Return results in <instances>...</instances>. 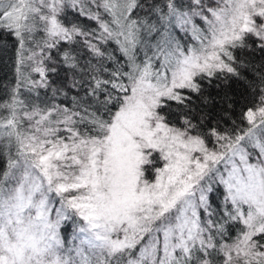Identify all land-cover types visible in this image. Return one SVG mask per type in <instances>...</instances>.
Wrapping results in <instances>:
<instances>
[{
    "label": "snow or ice",
    "instance_id": "1",
    "mask_svg": "<svg viewBox=\"0 0 264 264\" xmlns=\"http://www.w3.org/2000/svg\"><path fill=\"white\" fill-rule=\"evenodd\" d=\"M10 44L0 264H264V0H0Z\"/></svg>",
    "mask_w": 264,
    "mask_h": 264
},
{
    "label": "trees",
    "instance_id": "2",
    "mask_svg": "<svg viewBox=\"0 0 264 264\" xmlns=\"http://www.w3.org/2000/svg\"><path fill=\"white\" fill-rule=\"evenodd\" d=\"M14 56V53L11 49V44L8 53L6 56H0V79L12 78V58ZM259 56L256 57L257 63H259ZM203 88L205 90V95L215 98L213 105L208 108L207 106L200 105V101L197 100L196 104L201 107H205L207 111H210L213 113V115H219L223 109L224 101L223 97L225 96V93H231L234 98L238 97L240 95V89L238 85L235 82H232L231 84L225 85L224 83L220 81H214L211 85H209L206 82H202ZM219 85V87H217ZM237 103H239V100H237Z\"/></svg>",
    "mask_w": 264,
    "mask_h": 264
}]
</instances>
